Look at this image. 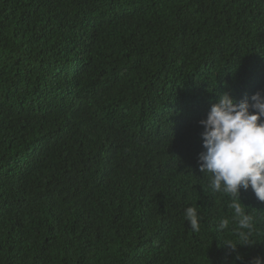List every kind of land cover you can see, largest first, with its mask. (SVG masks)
I'll use <instances>...</instances> for the list:
<instances>
[{
    "label": "trees",
    "instance_id": "obj_1",
    "mask_svg": "<svg viewBox=\"0 0 264 264\" xmlns=\"http://www.w3.org/2000/svg\"><path fill=\"white\" fill-rule=\"evenodd\" d=\"M257 90L264 0H0V264L264 258V202L233 252L198 165L216 93Z\"/></svg>",
    "mask_w": 264,
    "mask_h": 264
},
{
    "label": "clouds",
    "instance_id": "obj_2",
    "mask_svg": "<svg viewBox=\"0 0 264 264\" xmlns=\"http://www.w3.org/2000/svg\"><path fill=\"white\" fill-rule=\"evenodd\" d=\"M202 151L198 153L199 171L210 174L209 188L213 193L229 197L227 207L237 227L232 231L238 243H224L233 252L239 245H252L258 213L248 211L241 202V188H251L255 197L264 202V90L237 101L229 92L216 93L206 117L199 120ZM187 206L183 215L190 229L199 232L201 216L197 208ZM229 220L221 218L217 230L228 229ZM242 259L239 254L235 257ZM250 264H264V258L253 257Z\"/></svg>",
    "mask_w": 264,
    "mask_h": 264
}]
</instances>
